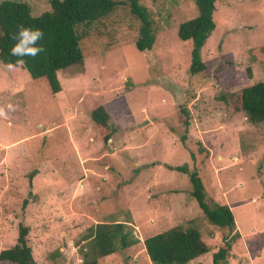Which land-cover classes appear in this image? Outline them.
<instances>
[{"label":"rangeland","instance_id":"rangeland-1","mask_svg":"<svg viewBox=\"0 0 264 264\" xmlns=\"http://www.w3.org/2000/svg\"><path fill=\"white\" fill-rule=\"evenodd\" d=\"M14 1L28 3L33 16L50 9L49 0ZM141 1L161 27L153 49L136 50L123 9L94 25L83 67L58 73L57 94L45 79L0 64V106H15L0 119V250L16 243L23 221L35 264H79L88 227L128 222L139 244L91 256L152 264L144 239L195 225L208 252L189 264H212L224 230L191 197L188 174L167 169H193L180 141L187 129L186 142L209 152L207 203L227 205L240 234L223 264H264V124L248 123L228 95L264 81V0H216L199 74L189 72L191 42L177 37L180 23L197 15L195 0ZM97 106L116 129L107 144L90 118Z\"/></svg>","mask_w":264,"mask_h":264},{"label":"trees","instance_id":"trees-1","mask_svg":"<svg viewBox=\"0 0 264 264\" xmlns=\"http://www.w3.org/2000/svg\"><path fill=\"white\" fill-rule=\"evenodd\" d=\"M49 3L48 11L33 16L31 7L26 2L0 1V61L8 63L17 59L10 56L9 52L16 43L10 36L17 32L18 25L41 29L44 38L39 41V45L45 51L34 59L24 57L27 63L22 69L32 80L45 79L52 94L61 91L59 72L83 67L84 41L94 25L109 16L126 9L127 17L124 19L128 28L134 30L133 44L139 52L153 49L161 29L154 12L141 0H49ZM195 6L197 15L180 23L177 29L178 39L192 44L189 67L191 74H199L206 69L201 50L215 30L213 14L216 12V0H195ZM111 46V43L105 44L103 49L108 50ZM248 75L251 76L250 71ZM228 95L232 102H237L235 107L244 114L248 123L264 124V81ZM90 118L95 134L103 144H107L116 132L110 114L103 106H97L91 111ZM185 125L188 126V120ZM186 135L187 129L180 141L189 152L193 169L189 171L186 166H168L167 169L188 174L191 197L209 223L224 230L222 245L212 257V264H223L233 245L240 240V234L235 227L233 213L227 205L216 203L210 206L207 203L203 169L206 168L209 152L200 141L186 142ZM28 194L32 195L31 183ZM27 205L28 199H25L21 207L22 215ZM28 234L29 227L21 221L18 224L16 243L8 249L0 250V264H35ZM81 240L84 245L79 252L83 257V264H98L96 256H91L93 253L105 257L140 243L134 228L128 222L96 223L84 231ZM142 243L152 264H189L208 252L195 225L175 226L144 239Z\"/></svg>","mask_w":264,"mask_h":264},{"label":"clouds","instance_id":"clouds-1","mask_svg":"<svg viewBox=\"0 0 264 264\" xmlns=\"http://www.w3.org/2000/svg\"><path fill=\"white\" fill-rule=\"evenodd\" d=\"M17 29V32L10 36L16 43L9 52L10 56L17 57V59L14 62L8 63L0 61V64H3L4 68L8 71L23 68L27 63L24 57L34 59L45 51V48L39 45V41L44 38V32L41 29H32L24 27L23 25H18ZM11 111H15V106L11 103L6 107L0 106V119H7L8 113ZM79 264H83V261L80 260Z\"/></svg>","mask_w":264,"mask_h":264}]
</instances>
